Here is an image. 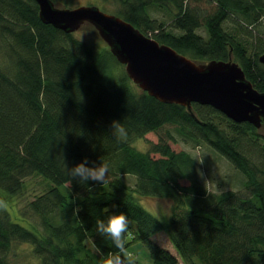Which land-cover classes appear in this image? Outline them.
I'll list each match as a JSON object with an SVG mask.
<instances>
[{
    "label": "trees",
    "instance_id": "obj_1",
    "mask_svg": "<svg viewBox=\"0 0 264 264\" xmlns=\"http://www.w3.org/2000/svg\"><path fill=\"white\" fill-rule=\"evenodd\" d=\"M120 3V17L196 61L233 56L264 92L259 61L264 34L254 32L264 17V0ZM153 6L169 10L171 21L153 16ZM202 27L206 35L199 32ZM0 46L10 62H0V264H12L8 254L15 242L31 244L39 264H101V257L116 249L98 232L97 221L119 213L129 219L125 247L142 243L152 264H180L152 239L161 231L184 264H264L260 129L210 105L193 103V115L186 106L139 90L109 47L44 23L35 0H0ZM119 63L123 69L116 74ZM169 126L176 133L167 130L165 137L161 131ZM151 132L159 133L158 142L145 151L134 146ZM170 140L193 148L207 145L225 157L242 175L238 188L209 191L195 155L173 149ZM85 158L89 166L109 165L104 183L68 176ZM34 174L49 185L29 203L41 227L14 220L1 200L20 192ZM129 175L136 178L134 186ZM135 194L171 198L170 222L147 210Z\"/></svg>",
    "mask_w": 264,
    "mask_h": 264
},
{
    "label": "water",
    "instance_id": "obj_2",
    "mask_svg": "<svg viewBox=\"0 0 264 264\" xmlns=\"http://www.w3.org/2000/svg\"><path fill=\"white\" fill-rule=\"evenodd\" d=\"M35 1L41 20L65 32L93 25L130 79L160 101L186 106L193 115V103L210 105L235 122L258 129L264 124V92L247 79L233 56L199 62L97 6L60 8L53 0ZM259 61L264 65V53Z\"/></svg>",
    "mask_w": 264,
    "mask_h": 264
},
{
    "label": "rangeland",
    "instance_id": "obj_3",
    "mask_svg": "<svg viewBox=\"0 0 264 264\" xmlns=\"http://www.w3.org/2000/svg\"><path fill=\"white\" fill-rule=\"evenodd\" d=\"M62 2V3H60ZM55 2V5L60 8H73L81 5H94L99 7L106 13L120 15L121 3L120 0H70L69 4L66 1ZM150 13L158 17L159 19L166 20L170 22L172 19L171 12L164 8L151 7ZM254 32L256 34H264V17L260 23L255 27ZM200 33L203 35L207 34L205 27L200 28ZM75 36L93 46L98 48L108 47V44L99 35L96 28L91 24H85L79 30L73 32ZM152 33V32H151ZM150 33V35H151ZM4 46H0V62L1 64L10 63L6 57ZM236 61V60H235ZM120 64V63H119ZM115 65V73L121 72L123 67L120 65ZM141 90L140 88H138ZM171 130L176 133L173 126L164 127L161 134L165 135L166 131ZM260 131L264 133V126L260 128ZM159 133H148L145 137L135 140L134 146L141 151H145L150 147V142H158ZM172 148L180 151L187 150L195 155L198 160V168L200 173V180L207 186L208 190L211 192H220L227 189H236L239 186V179L242 175L238 170L227 160L225 157L221 156L219 153L208 147L207 145L192 147V145L185 144L182 142L169 141ZM155 156H159L156 154ZM127 182L134 186L136 178L133 176H126ZM182 184H189V180L182 179ZM48 181L42 176L37 174L31 175L25 178V185L20 190V192L15 195L1 196L3 204L10 211L14 220L24 224L33 226L36 225L41 227V221L29 207V203L37 198L39 195L44 193L48 189ZM137 200L165 224H168L171 220L173 213L174 201L168 197H153V196H142L135 194ZM153 240L158 242L163 247L170 250L175 256L178 257L179 263L184 264L181 256L179 255L176 248L173 246L168 238L165 231L158 232L153 235ZM131 251L139 253L145 256L147 259L151 260L150 253L142 243H137ZM133 246L129 247L132 248ZM128 248V250H129ZM9 260L12 264H39L40 260L33 253V246L26 242H15L8 254Z\"/></svg>",
    "mask_w": 264,
    "mask_h": 264
},
{
    "label": "clouds",
    "instance_id": "obj_4",
    "mask_svg": "<svg viewBox=\"0 0 264 264\" xmlns=\"http://www.w3.org/2000/svg\"><path fill=\"white\" fill-rule=\"evenodd\" d=\"M113 127L123 136L124 129L118 127V121L113 122ZM109 165L101 162L89 166L87 158L68 171L71 179L79 177L81 182L93 181L104 183ZM97 230L100 234L109 237L115 246L116 251L109 252L101 257V264H149L147 258L139 253L128 250L123 240L124 234L129 229V219L124 213L113 214L107 221H97Z\"/></svg>",
    "mask_w": 264,
    "mask_h": 264
},
{
    "label": "crops",
    "instance_id": "obj_5",
    "mask_svg": "<svg viewBox=\"0 0 264 264\" xmlns=\"http://www.w3.org/2000/svg\"><path fill=\"white\" fill-rule=\"evenodd\" d=\"M135 245H138V244H135ZM135 245H133L132 248H129V250L133 249L135 247ZM147 260H148L149 264H152V259L151 260L147 259Z\"/></svg>",
    "mask_w": 264,
    "mask_h": 264
}]
</instances>
